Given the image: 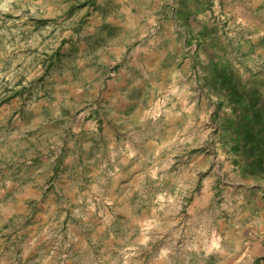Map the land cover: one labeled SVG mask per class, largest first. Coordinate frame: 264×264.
Masks as SVG:
<instances>
[{"label":"rangeland","instance_id":"rangeland-1","mask_svg":"<svg viewBox=\"0 0 264 264\" xmlns=\"http://www.w3.org/2000/svg\"><path fill=\"white\" fill-rule=\"evenodd\" d=\"M253 99L264 0H0V264H264Z\"/></svg>","mask_w":264,"mask_h":264},{"label":"trees","instance_id":"trees-1","mask_svg":"<svg viewBox=\"0 0 264 264\" xmlns=\"http://www.w3.org/2000/svg\"><path fill=\"white\" fill-rule=\"evenodd\" d=\"M230 79L227 77L222 80L223 84H229ZM239 89L232 84L231 92L234 94V100H241V95L238 92ZM253 99L249 102V107H247L248 117L245 122L241 123V130L238 132L239 137L243 142V146L246 149L247 155L250 159L256 160V164L261 167L264 171V111L259 108L258 103ZM255 127H260L257 130ZM261 130V131H260Z\"/></svg>","mask_w":264,"mask_h":264},{"label":"crops","instance_id":"crops-1","mask_svg":"<svg viewBox=\"0 0 264 264\" xmlns=\"http://www.w3.org/2000/svg\"><path fill=\"white\" fill-rule=\"evenodd\" d=\"M7 171L10 172L11 174H20L23 178L26 177V179H29L27 177H35L31 176L32 173H34V169L28 168L27 164L24 163V160H14L13 165H8L7 166ZM40 170H37L36 173H38ZM27 176H24V175ZM37 176V174H36ZM38 177V176H37ZM21 178L20 184H14L12 182H7L8 183V189L15 188L17 191H22V197L27 199L28 203H31L33 199L36 197L37 193H40V188H38L32 181L29 183V185H22L24 182V179ZM28 184V183H27ZM3 186V184H1ZM3 191L4 193L6 192L4 189H1L0 192Z\"/></svg>","mask_w":264,"mask_h":264}]
</instances>
